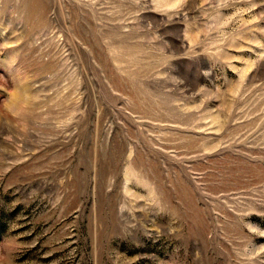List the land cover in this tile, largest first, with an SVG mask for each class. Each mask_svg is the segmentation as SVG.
<instances>
[{"label": "rangeland", "instance_id": "374dc122", "mask_svg": "<svg viewBox=\"0 0 264 264\" xmlns=\"http://www.w3.org/2000/svg\"><path fill=\"white\" fill-rule=\"evenodd\" d=\"M173 3L0 0V264H264V0Z\"/></svg>", "mask_w": 264, "mask_h": 264}, {"label": "clouds", "instance_id": "9594fccd", "mask_svg": "<svg viewBox=\"0 0 264 264\" xmlns=\"http://www.w3.org/2000/svg\"><path fill=\"white\" fill-rule=\"evenodd\" d=\"M160 0H154V3H159ZM184 2V0H174V3L172 5V7H178L180 6L182 3ZM29 103V98L27 97L26 94L22 95L20 99L17 100V102L8 110L11 112L12 115H17V109L20 108H27ZM20 115H23V112L21 111L19 113Z\"/></svg>", "mask_w": 264, "mask_h": 264}]
</instances>
